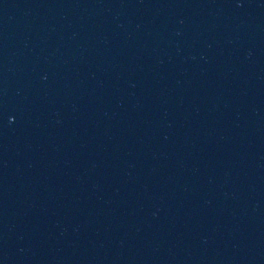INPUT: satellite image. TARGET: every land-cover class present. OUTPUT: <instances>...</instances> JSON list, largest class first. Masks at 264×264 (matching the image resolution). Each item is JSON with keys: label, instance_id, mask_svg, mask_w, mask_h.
I'll return each instance as SVG.
<instances>
[{"label": "water", "instance_id": "95a60500", "mask_svg": "<svg viewBox=\"0 0 264 264\" xmlns=\"http://www.w3.org/2000/svg\"><path fill=\"white\" fill-rule=\"evenodd\" d=\"M0 264H264V0H0Z\"/></svg>", "mask_w": 264, "mask_h": 264}]
</instances>
